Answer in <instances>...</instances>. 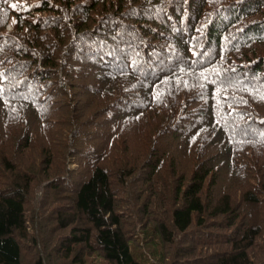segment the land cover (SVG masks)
<instances>
[{"label":"trees","instance_id":"trees-1","mask_svg":"<svg viewBox=\"0 0 264 264\" xmlns=\"http://www.w3.org/2000/svg\"><path fill=\"white\" fill-rule=\"evenodd\" d=\"M0 18V264H264V0Z\"/></svg>","mask_w":264,"mask_h":264},{"label":"rangeland","instance_id":"rangeland-1","mask_svg":"<svg viewBox=\"0 0 264 264\" xmlns=\"http://www.w3.org/2000/svg\"><path fill=\"white\" fill-rule=\"evenodd\" d=\"M8 28H11V23H9ZM57 138H61L62 134H58L56 136ZM58 145V144H57ZM57 145L54 143V148L57 149ZM55 149V150H56ZM31 152V151H30ZM71 168L73 167V165L70 166ZM138 242L134 243L131 242L130 244V248L132 250V254L134 256V258L141 262L142 264H156L160 255V245L159 242L157 240H155L154 242H147L145 244H143V242L141 241V237L140 234H138ZM142 243V244H141ZM34 252V250H33ZM28 253V252H27ZM34 254V253H33ZM33 254L31 253L32 257ZM30 257V255H29ZM27 259V258H25ZM60 262L58 263L57 261L56 264H109L105 259L101 258L100 256H98V254L95 253H89L88 255L84 256V261L82 262H69V259H67L66 261H63L62 258H59ZM49 263L52 264L51 260L48 261Z\"/></svg>","mask_w":264,"mask_h":264},{"label":"bare ground","instance_id":"bare-ground-1","mask_svg":"<svg viewBox=\"0 0 264 264\" xmlns=\"http://www.w3.org/2000/svg\"><path fill=\"white\" fill-rule=\"evenodd\" d=\"M72 1H73V0H72ZM70 2H71V1H70ZM78 2H79V1H78ZM78 2H77V3H78ZM68 3H69V2H68ZM77 5H78V4H77ZM77 5H76V6H77ZM79 6H80V5H79ZM65 7H66V6H65ZM68 8H69V7H68ZM64 9H65V8H64ZM65 11H66V10H65ZM70 11H71V10H70ZM66 12H68V10H67ZM162 14H163V13H161V16H162ZM164 16H165V15H164ZM164 16H163V17H164ZM194 25H195V24H194ZM176 26H178V25H176ZM195 26H197V24H196ZM195 26H194V27H195ZM180 27H181V25H180ZM178 29H179V28H178ZM181 29H182V28H181ZM181 29H179V30H181ZM181 31H182V30H181ZM206 31H207V30H206ZM189 34H190V33H189ZM194 34H195V32H194ZM209 34H210V33H209ZM211 34H212V33H211ZM214 36H215V35H214ZM199 39H200V38H199ZM155 50H156V49H155ZM162 50H164V48H163ZM165 50H166V49H165ZM156 52H157V51H156ZM160 52H161V51H160ZM162 52H163V51H162ZM154 53H155V52H154ZM171 53H172V52H171ZM152 54H153V53H152ZM164 54H165V53H164ZM154 56H155V55H154ZM154 56H153V57H154ZM159 56H160V55H159ZM155 57H156V56H155ZM151 59H152V58H151ZM158 59H159V58H158ZM155 60H156V59H155ZM153 62H155V61H153ZM151 64L154 65L153 63H151ZM145 68H146V67H145ZM154 68H155V67H154ZM146 69H147V68H146ZM150 69H151V66H150ZM152 70H153V69H152ZM150 71H151V70H150ZM153 72H154V71H153ZM155 72H156V71H155ZM144 73H145V72H144ZM146 74H147V72H146ZM144 75H145V74H144ZM148 75H149V73H148ZM150 75H151V74H150ZM145 76H147V75H145ZM207 84H208V82H207ZM0 88H1V87H0ZM3 89H4V88H3ZM22 92H23V91H22ZM23 94H24V92H23ZM28 94H29V93H28ZM36 94H37V93H36ZM20 95H21V94H20ZM60 100H61V99H60ZM60 100H59V101H60ZM56 101H57V100H56Z\"/></svg>","mask_w":264,"mask_h":264},{"label":"snow or ice","instance_id":"snow-or-ice-1","mask_svg":"<svg viewBox=\"0 0 264 264\" xmlns=\"http://www.w3.org/2000/svg\"><path fill=\"white\" fill-rule=\"evenodd\" d=\"M12 7L15 8V7H17V5L13 4ZM15 22L16 21H13V23H15ZM0 23H3V19L2 18H0ZM262 98H264V97H262Z\"/></svg>","mask_w":264,"mask_h":264}]
</instances>
